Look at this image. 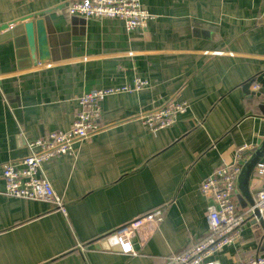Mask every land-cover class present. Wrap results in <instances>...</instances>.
Wrapping results in <instances>:
<instances>
[{
  "label": "crops",
  "instance_id": "0c3cea01",
  "mask_svg": "<svg viewBox=\"0 0 264 264\" xmlns=\"http://www.w3.org/2000/svg\"><path fill=\"white\" fill-rule=\"evenodd\" d=\"M73 1L0 0V25L62 5L48 15L68 34L53 58L23 67L13 40L0 42V264H164L211 233L203 180L247 145L243 169L264 141V0H141L154 17L132 30L120 19L72 15ZM136 78L148 85L101 101L100 131L44 163L66 213L6 192L3 165L23 158L30 140L68 130L81 95ZM172 99L189 108L149 129L142 115ZM262 181L253 169V200ZM240 193L244 214L252 203L244 207ZM154 209L164 219L132 237L135 253L96 248ZM248 219L210 260L264 255V222Z\"/></svg>",
  "mask_w": 264,
  "mask_h": 264
},
{
  "label": "built area",
  "instance_id": "2783aa9c",
  "mask_svg": "<svg viewBox=\"0 0 264 264\" xmlns=\"http://www.w3.org/2000/svg\"><path fill=\"white\" fill-rule=\"evenodd\" d=\"M68 10L70 14L84 18L120 19L125 23L127 30L145 26L154 17L143 7L141 0H74L69 3ZM147 85L146 79L136 78L132 86L100 88L81 95L79 103L83 110L75 114L68 130L53 131L45 137L30 140L29 152L23 158L3 165L2 176L6 192L16 197L49 201L66 213L61 196L45 172L44 163L50 158L71 154L76 142L101 130L97 120L101 114V101L107 96L140 90ZM188 108V102L172 99L142 115V119L149 129L159 130L175 123L178 116ZM247 147L241 146L232 164L219 166L201 184V191L211 198L207 212L210 235L184 252L171 255L164 264H221L217 260H210V256L233 242L248 218H258L259 215L264 221V160H260L254 168L263 178L254 204L244 214L237 210L235 195L242 173L243 151ZM163 219L162 209H154L121 224L109 234L117 235L124 252L135 253L132 237H140L141 230L146 226L157 228ZM240 264H264V255L251 256Z\"/></svg>",
  "mask_w": 264,
  "mask_h": 264
},
{
  "label": "water",
  "instance_id": "95a60500",
  "mask_svg": "<svg viewBox=\"0 0 264 264\" xmlns=\"http://www.w3.org/2000/svg\"><path fill=\"white\" fill-rule=\"evenodd\" d=\"M61 7L62 5L34 12L33 14H27L22 16L16 23H5L0 25V42L9 39L13 40L19 67L45 62L56 55L59 41L61 44H66L68 41V34L57 33L55 26L50 23L51 17L48 15L53 10H57ZM263 154L264 141L258 147V151L252 153L249 160L245 163L238 179V186L241 192L238 198L244 207L247 206L248 202L252 203V205L254 204V200L249 191V182L252 171ZM256 214H258L257 211ZM257 217L260 222H264L259 215ZM111 245L114 246L115 249H118V246H120L116 234H108L103 240L96 243L95 246L98 249L102 248L107 250L110 249Z\"/></svg>",
  "mask_w": 264,
  "mask_h": 264
},
{
  "label": "rangeland",
  "instance_id": "374dc122",
  "mask_svg": "<svg viewBox=\"0 0 264 264\" xmlns=\"http://www.w3.org/2000/svg\"><path fill=\"white\" fill-rule=\"evenodd\" d=\"M259 161H260V160H259ZM259 161H258V162H259Z\"/></svg>",
  "mask_w": 264,
  "mask_h": 264
}]
</instances>
